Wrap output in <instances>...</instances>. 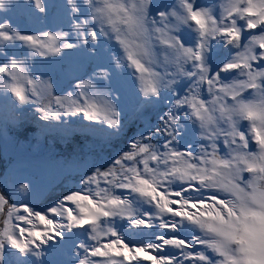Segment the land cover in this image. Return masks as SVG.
<instances>
[{
	"label": "snow or ice",
	"instance_id": "6c2138e0",
	"mask_svg": "<svg viewBox=\"0 0 264 264\" xmlns=\"http://www.w3.org/2000/svg\"><path fill=\"white\" fill-rule=\"evenodd\" d=\"M0 264H264V0H0Z\"/></svg>",
	"mask_w": 264,
	"mask_h": 264
}]
</instances>
